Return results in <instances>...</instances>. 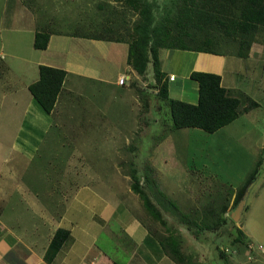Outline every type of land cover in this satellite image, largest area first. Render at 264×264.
<instances>
[{
  "label": "crops",
  "instance_id": "0c3cea01",
  "mask_svg": "<svg viewBox=\"0 0 264 264\" xmlns=\"http://www.w3.org/2000/svg\"><path fill=\"white\" fill-rule=\"evenodd\" d=\"M113 3L0 0V264H176L146 226L141 204L120 197L114 191V182L107 187L111 188L109 194L98 191L100 186H94L91 178L87 184L83 182L88 165V158L83 156L87 152L94 156L98 151L94 138L101 135V122L92 121V130L83 133H68L61 122L134 119L133 112L141 114L134 90L126 87L135 74L127 64L128 44L101 38V20L108 17L101 8ZM36 33L48 34L44 50L34 48ZM7 60L21 65L11 67ZM160 62L171 100L197 104L199 86L190 76L202 72L219 75L221 86L240 101L238 118L214 133L195 128L166 129L171 137L169 143H174L175 151L170 156L178 157V164L197 171L205 181L212 179L232 190L234 195L227 209L230 212L237 192L264 158V43L253 42L244 57L238 53L171 49L161 52ZM40 66L66 73L50 114L28 89L39 79ZM121 75L127 78L122 86L118 85ZM252 103L256 106L245 112L244 108ZM155 125L161 126L158 119ZM81 136L83 139H78ZM163 136L156 134L154 138L159 141ZM179 138L186 142L185 158L178 156ZM199 139L205 144L198 146ZM68 147L82 153L66 160L63 169L58 167L64 176L58 179L56 171L51 181L47 173L45 185H41L35 171L29 177L30 164L41 150ZM154 150L155 153L157 148ZM114 151L116 155V147ZM200 152L202 160H196ZM191 155L193 159L189 161ZM229 162L242 167L238 180L226 175ZM217 165L224 179L204 174L210 166ZM113 170L119 179L120 168L113 164ZM154 170L158 172L159 168L155 166ZM259 179L251 185L254 200L241 213L237 227L241 242L230 249L231 255L227 254L228 264L255 263L252 256L256 251L264 260V240H258L264 234L253 231L254 226L264 228V180ZM236 181L238 184H234Z\"/></svg>",
  "mask_w": 264,
  "mask_h": 264
},
{
  "label": "rangeland",
  "instance_id": "374dc122",
  "mask_svg": "<svg viewBox=\"0 0 264 264\" xmlns=\"http://www.w3.org/2000/svg\"><path fill=\"white\" fill-rule=\"evenodd\" d=\"M113 1L114 5H104V8H101V10L106 11L103 15L107 14L108 16H104L105 20H101V25H104L100 29L103 32L101 38L124 41L128 46L135 44L141 38L137 31V24L141 20L140 11L131 4V0ZM147 1L151 6L153 15L152 27L160 25L164 19L176 20L182 9L195 11L190 14V17L182 16L185 23L183 25L177 26L174 25V21L168 22V27L171 29L169 38L159 37V33L151 35L147 57L152 54V49L158 48V52L169 50L168 47L172 42H176L179 38L187 43L192 41L191 43H194L192 48H195L199 43H209L207 47L205 46V49L213 54L239 53V37L234 33L231 25L240 21L241 10L244 9L246 1L249 0ZM200 12L209 13L205 18L208 22H201L197 18ZM178 17V21L182 20L180 16ZM159 39L162 41L160 47L163 48L155 45L159 42ZM253 42L264 43V28L257 30ZM149 60L150 65L143 75H138L131 67L135 72L133 74L135 78L128 80L126 86L127 88L131 87L130 89L134 90V94L137 96L135 103L137 101L140 103V115L136 111L132 113L134 119H61L62 126L65 127L64 131L68 133L90 132L92 130L91 122L95 121L96 123H102L99 124L102 130L101 135H107V137L97 135L94 138V143H98V151H94V156L88 152L83 156V158H88V165H85L83 171L86 174L83 175V182L87 184L91 178L94 186L97 187V184L100 186V188L97 187V190L104 194H109V191H111V188H107L109 183L114 182L117 184L114 191L116 190L120 197L132 198L144 208L146 216L142 218L151 234L160 244L164 243L166 246H170L171 240L178 244L182 255L185 257V263L228 264L227 254H232L230 249L236 245L235 242L239 239L237 227H239L240 219L234 222L231 218V213L238 205L236 204L237 198H234L230 212L227 211L230 200L234 195L231 189L216 184L212 179L209 180L210 182L205 181V178L197 171H190L178 164L176 160L178 157L175 159V155L170 156L171 152L175 150H172L174 143H169L170 135L167 131L171 127L169 102L161 95L162 85H164L165 80L167 81L166 73L161 62L157 61L159 78L156 77L153 71V58L149 57ZM6 62L11 67L21 65V62L18 61L7 60ZM117 113L121 115V111ZM157 119L160 121L161 126L155 125ZM113 131H115V134ZM108 132L110 135L107 134ZM156 134L165 136L157 141L154 138ZM126 136L129 138L125 139ZM78 139H83V136ZM201 140L199 139L197 140L198 143L193 142V144L197 143L198 146L205 144L204 140ZM179 144L178 151L181 153L176 150L178 156L181 155L182 158H185L187 154L186 142L183 141V138H179ZM156 148L157 151L154 153L153 151ZM81 153L78 150L75 152L72 147L63 150L52 148L41 150L39 156L30 164L29 177L33 176L35 171L37 179L40 178L41 185H45L46 177L44 176L49 173L50 180H55L56 171H58L59 179V176H64V173H61L58 167L64 168L66 160H71L72 156L74 158H76V155L81 156ZM202 153L200 152L195 159L202 160ZM191 159H193L192 155L189 161ZM262 159L260 181L264 180V158ZM113 164L120 168L119 179L117 178L118 174L116 175L113 170ZM155 166L159 168L158 172L154 170ZM227 167L226 175H232L234 180H238L242 167L232 162H229ZM229 167H231L230 171ZM41 170L43 171L39 172ZM133 170L136 171L140 187L161 212L164 225L145 209L139 196L131 191L133 181L130 175ZM204 174H216L219 176V180L225 178L218 165L216 167L210 166ZM22 179L23 177L20 178V180ZM79 180H81V177ZM234 184H238V182L236 181ZM253 200L252 189H249L245 198V205L251 206ZM253 231H256L259 235L264 234V228L257 226H254ZM258 238L262 242L264 235ZM256 252L253 253L252 260L257 262H247L246 264H264L260 252Z\"/></svg>",
  "mask_w": 264,
  "mask_h": 264
},
{
  "label": "trees",
  "instance_id": "16d2710c",
  "mask_svg": "<svg viewBox=\"0 0 264 264\" xmlns=\"http://www.w3.org/2000/svg\"><path fill=\"white\" fill-rule=\"evenodd\" d=\"M120 1V0H115ZM131 4L140 11L141 20L137 24V31L141 35V38L137 40L135 44L128 46L127 52V64L132 67L138 75H143L150 65L149 57L153 58V71L155 76L159 78L158 63H160V54L157 49H152V54L148 55V47L150 36L159 33V37L169 38L171 29L168 27V22L174 21V25L180 26L185 24L182 16L190 17V14L195 11L189 9H182L178 13L176 20L170 21L164 19L160 25L152 27V11L151 6L147 0H131ZM209 13H199L197 18L201 22H208L205 18ZM234 33L239 37V53L238 55L244 57L248 55V51L253 43L255 33L259 28H264V0H249L246 1V6L241 10L240 21L234 25H231ZM48 34L36 33L34 40V48L38 50H44L47 46ZM185 42L179 38L176 42L168 47L169 50H184V51H196L212 53L205 49L209 43H199L195 48H192L194 43ZM154 43V41H153ZM156 46L162 45L161 39ZM163 48V47H160ZM166 48V47H165ZM66 73L63 70L55 69L47 66L39 67V79L29 86V91L33 98L38 102L41 108L48 114H50L54 108L57 96L62 88ZM191 79L195 80L199 86V100L198 103L188 104L179 100H171L168 97V83L165 80L162 85V97L166 98L169 102V109L171 115V130L195 128L203 132L214 133L221 128L225 127L229 123L236 120L240 114V101L237 98L231 97L228 91L221 86V78L219 75L212 73L193 72ZM256 104L252 103L244 108L247 112ZM261 163L257 162L255 167L249 173L243 187L237 192L236 204H238L244 197L245 193L250 189L251 185L257 179L260 174ZM131 179L133 181L131 185V191L139 196L145 209L162 225L161 212L150 201L146 193L142 190L136 177V171H131ZM238 240L235 243L241 242V232L237 230ZM165 253L176 264L185 263V257L182 255L178 244L175 241H170V246H166L161 243Z\"/></svg>",
  "mask_w": 264,
  "mask_h": 264
},
{
  "label": "water",
  "instance_id": "95a60500",
  "mask_svg": "<svg viewBox=\"0 0 264 264\" xmlns=\"http://www.w3.org/2000/svg\"><path fill=\"white\" fill-rule=\"evenodd\" d=\"M248 194V191L245 193L243 199L238 203L236 209L231 213V218L234 222L239 221L241 213L245 207V198Z\"/></svg>",
  "mask_w": 264,
  "mask_h": 264
},
{
  "label": "built area",
  "instance_id": "2783aa9c",
  "mask_svg": "<svg viewBox=\"0 0 264 264\" xmlns=\"http://www.w3.org/2000/svg\"><path fill=\"white\" fill-rule=\"evenodd\" d=\"M171 79L173 78L172 76L170 77ZM127 81V78H126V76H120L119 78H118V85H124L125 84V82Z\"/></svg>",
  "mask_w": 264,
  "mask_h": 264
}]
</instances>
